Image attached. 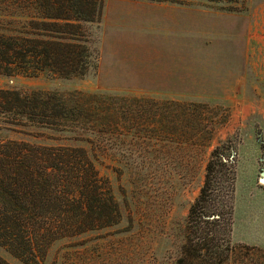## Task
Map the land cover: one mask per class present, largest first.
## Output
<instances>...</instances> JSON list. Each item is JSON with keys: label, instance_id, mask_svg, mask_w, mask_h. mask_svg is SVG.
I'll use <instances>...</instances> for the list:
<instances>
[{"label": "rangeland", "instance_id": "rangeland-1", "mask_svg": "<svg viewBox=\"0 0 264 264\" xmlns=\"http://www.w3.org/2000/svg\"><path fill=\"white\" fill-rule=\"evenodd\" d=\"M87 29L97 67L86 77L0 74V87L100 90L147 98L148 105L198 101L229 115L210 142L182 137L185 130L197 133L189 123L161 135L163 129L147 128L156 123L153 114L139 117L143 128H131L130 143L139 142L118 141L114 154L121 162L105 159L100 165L111 179L121 221L80 245L55 242L44 264H177L207 162L228 139L237 148L230 240L238 258L263 263L264 0H105L101 21ZM154 117L163 118L160 112ZM2 259L22 264L0 247Z\"/></svg>", "mask_w": 264, "mask_h": 264}, {"label": "trees", "instance_id": "trees-1", "mask_svg": "<svg viewBox=\"0 0 264 264\" xmlns=\"http://www.w3.org/2000/svg\"><path fill=\"white\" fill-rule=\"evenodd\" d=\"M104 5L105 0H0V74L86 77L97 67L87 24L101 21ZM147 103L152 101L100 90L0 87V247L7 254L22 264H44L55 242L80 245L119 224L120 206L100 165L120 161L114 154L118 141L139 142L130 143L132 129L143 128L136 124L139 117L153 114L156 123L147 128L163 129L161 135L189 123L197 133L185 130L182 137L210 142L229 115L198 101ZM159 112L163 118L154 119ZM236 155L232 139L213 149L186 218L177 264L251 263L248 255L237 257L230 240Z\"/></svg>", "mask_w": 264, "mask_h": 264}, {"label": "water", "instance_id": "water-1", "mask_svg": "<svg viewBox=\"0 0 264 264\" xmlns=\"http://www.w3.org/2000/svg\"><path fill=\"white\" fill-rule=\"evenodd\" d=\"M261 181H263V182H264V178H262V179H261Z\"/></svg>", "mask_w": 264, "mask_h": 264}]
</instances>
